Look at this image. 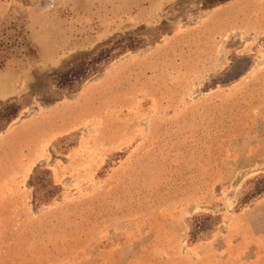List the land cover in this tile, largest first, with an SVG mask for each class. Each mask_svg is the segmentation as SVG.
Here are the masks:
<instances>
[{
  "label": "rangeland",
  "instance_id": "374dc122",
  "mask_svg": "<svg viewBox=\"0 0 264 264\" xmlns=\"http://www.w3.org/2000/svg\"><path fill=\"white\" fill-rule=\"evenodd\" d=\"M264 0H0V264H264Z\"/></svg>",
  "mask_w": 264,
  "mask_h": 264
},
{
  "label": "crops",
  "instance_id": "0c3cea01",
  "mask_svg": "<svg viewBox=\"0 0 264 264\" xmlns=\"http://www.w3.org/2000/svg\"><path fill=\"white\" fill-rule=\"evenodd\" d=\"M257 167L249 169L247 174L264 175V157L257 160Z\"/></svg>",
  "mask_w": 264,
  "mask_h": 264
}]
</instances>
